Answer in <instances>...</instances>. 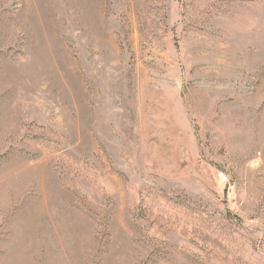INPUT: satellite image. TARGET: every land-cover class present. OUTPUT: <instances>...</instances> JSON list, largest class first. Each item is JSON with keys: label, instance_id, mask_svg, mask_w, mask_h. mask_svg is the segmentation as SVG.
<instances>
[{"label": "rangeland", "instance_id": "rangeland-1", "mask_svg": "<svg viewBox=\"0 0 264 264\" xmlns=\"http://www.w3.org/2000/svg\"><path fill=\"white\" fill-rule=\"evenodd\" d=\"M0 264H264V0H0Z\"/></svg>", "mask_w": 264, "mask_h": 264}, {"label": "built area", "instance_id": "built-area-1", "mask_svg": "<svg viewBox=\"0 0 264 264\" xmlns=\"http://www.w3.org/2000/svg\"><path fill=\"white\" fill-rule=\"evenodd\" d=\"M217 178L223 185L229 183L228 177L224 173H218Z\"/></svg>", "mask_w": 264, "mask_h": 264}]
</instances>
